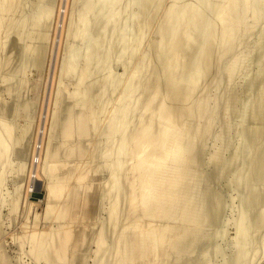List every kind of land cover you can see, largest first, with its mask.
Instances as JSON below:
<instances>
[{
  "label": "bare ground",
  "instance_id": "6f19581e",
  "mask_svg": "<svg viewBox=\"0 0 264 264\" xmlns=\"http://www.w3.org/2000/svg\"><path fill=\"white\" fill-rule=\"evenodd\" d=\"M21 1L22 0H20L19 3L17 2V5L23 6L22 5L23 1L20 4ZM31 1L32 2L35 1L34 3H38V4L40 2L41 3L43 2L42 5L41 4L40 5L41 7H43V4H44V7H43V11H41L40 9L41 13L39 15V19L36 20V22L35 20H33L32 22V18H31L30 24L33 23L32 26L34 24L38 25V21H40L41 19L46 21V24L48 23V21L51 22L52 16L54 18V16L56 15V14L53 15V12H54V9H56L57 4L59 3L58 0H30V2ZM119 1L120 0H96V2H93L92 0L91 1L89 0L88 1L69 0L68 3L66 4V7H68V10H66V12L67 11L69 12V9L71 10L69 13L72 17L71 19H74L73 16H75V15L72 16V14L73 13L75 14L77 12L78 20H73V24L75 26L76 24L74 23V21L79 22L80 37H82L81 35H83L84 36L83 38H85L86 40V43L84 42L86 47L82 46V48H85L83 50L84 53L81 50V47H80L81 44H79L80 46L78 45V43L80 42L79 41L74 42L78 45L81 52L83 53L81 57L79 55L80 58L76 55L77 58H79V61L82 60L81 65L78 66L80 62L79 63L76 62L78 64L77 65L71 61L70 64L67 63L68 70L66 69L67 72L72 71V70L74 71L76 69V70H79V73H80V76L78 75V71L75 73L79 76V82L77 80L76 84L78 83L81 87L79 91L77 92L75 91L74 93L75 97L73 96L76 100L75 101L76 106L80 108L76 112L75 115L79 116L80 117L79 120L81 122L85 121L86 124H89V121H91L90 123L91 128L89 127V129H91L90 132L91 131L97 132V134H95V137L97 136L99 139L98 135H100L101 139L95 142V138L93 137L95 143H92L93 139L92 140H90L89 138L87 139V140H90V143L92 144L91 147H93V149L90 147L89 145L90 143L85 146L86 141L83 140V142L84 141L85 142L80 143V146L83 147L81 152H79L80 154L79 153L77 154L75 152H70V150L68 151L62 150L60 152L58 148L69 145L71 142L70 139H66L65 141H63L62 144L59 143V145H54V146L52 145L53 147L49 148L48 151H47V148H45L44 152L41 154L39 152V154L41 155L40 156L41 159L39 157V160H41L42 163L40 164L39 163L40 161H39L38 164L36 163L37 164L36 166H39V165L43 166L42 167L43 173L47 175V178H46L47 180L41 179L43 176L42 174L40 175L41 178L36 177L38 172L36 173V175L33 176L31 172L33 169H31L30 171L31 174H29V176L31 175L33 177H31L29 184L27 183L28 185H27V188L25 189L26 191H24L23 183L27 181L26 177H28V172H29V169H27L29 166L28 161L30 160V156H32L31 154L32 150H34V145H35L34 140L36 141V138H35L36 133H34V136L31 135L32 136L31 141L30 142L28 141L27 145L25 144L24 146H21L20 144L21 148H19L18 150H15V157L20 160V161L19 160L17 161V164H16L17 168L14 169V171L15 170L18 171L17 172L18 178H16L18 179V181L13 179L14 177L12 178V180H15L17 182L14 183L15 193L14 195H11L12 202L11 204L9 203L12 206V209H14V211L16 210L17 207L19 208V204L23 205L25 208L24 210L26 211V207L31 208V206L34 207L38 205V203L30 200L29 198V196L31 195L30 193L43 190L45 191V200H46V213H45V210H44V213L47 217H49V219L52 220L51 214L52 212H54V209H57L56 207L52 210V206H53L52 204L54 202V198L61 199V196H63L62 194L64 193V191L66 194V187H69L68 186L69 184L67 185L64 182L56 183V184L53 183L52 178L53 179L55 178L54 174H55L56 169H58L56 165L57 163H54V159L58 155H61L62 153H64L66 156H72V155L84 156L86 153H89L88 154L89 158L91 157L94 161H98L97 163L98 164L97 166L99 168L98 172H100L101 168L103 170V173H104V170L105 171L107 170V172L109 173L108 174L109 177L108 179H106L107 181H106V185L103 186L104 188L103 189L101 188L102 189L101 192H98L99 190L96 189L95 183H94V188L97 190V192L95 194L92 192L93 194L90 195L91 192L87 191L86 194L90 193L88 194L89 198L88 199L85 198L86 200H84L83 199L84 196L82 197V199L87 202L86 209L84 210L82 216L79 214H78L79 216L75 214L74 221L75 223L76 222L82 223L81 224V227H82L88 222L92 223V220L94 218L97 219L96 218L97 215L99 218V215H101V212L105 211L106 215H105V218H103V222L104 221L105 222L102 223V226L99 231L95 228V230H97L98 232L96 231L93 232L92 227L90 226L91 229L89 228L90 229L89 233L81 232V230H78L80 232L79 233L76 232L77 234L73 236V234L70 233V229L69 230L67 229L66 224H65L66 226V229H65V226H63L64 225L63 221H62L63 223L59 222L60 224H58L56 228L50 227L47 231L32 230L37 225V223L34 221L35 226L32 225L34 226L31 229L32 231H29V233H25V239L23 240L22 243H20L19 249H22L21 253L25 252V254L23 253L25 256L27 255L26 252L32 254L34 258H36L35 261L37 264L38 263L39 264H86L87 257L84 255V252L90 249L89 248L90 246H91V249L89 250V252H93V255L91 256V260L93 259L92 260L93 264H248L250 262L249 255H251L250 253L251 249L254 250L253 252H255V247L257 246V244H258V247H260L259 248L260 250H258V252L261 251V249H264V239H262L263 241L261 240V242H259L260 240L259 238L261 236H259L258 241L256 240L257 237L254 238V236L257 233L260 232V235H261V232L263 233L264 231V60H263L264 46L263 48H261V50L263 51L258 53L257 54L258 56L256 55L257 56L256 60L254 58L253 62L255 61V63H252L254 64L253 68L255 66L257 67L256 68L257 76H255L256 80L254 79L255 77L253 76L254 73L252 74V71H251V74L253 77L250 76L249 73L248 74L251 77V80L254 79L255 81L253 80L250 83L247 82L246 86L245 84L242 85L241 83L240 89H241V86L242 87L244 86L243 89L241 90L236 89L230 92L231 90L230 87H233V83L231 86H229V84L231 81L233 82V78H231V75L234 70L233 64L236 60L234 54L237 55L235 51H233L234 44L235 42L236 43L238 42L236 40H240L239 37L240 38L243 37L242 39H244L245 38L244 36L246 35L245 34L246 25L244 26L242 15L248 9H252V15L255 18H258L261 15H264V0H169L168 3L166 2V4L164 3V0H129V2L125 0L127 4L125 3L124 6H126L128 10H136L135 13H133L132 15L135 16L134 17L135 19L137 17L138 18L140 17V19L137 18V20L133 21L132 26L133 24L134 26L128 31L130 32L129 33L130 36L125 39L123 37L122 41L120 40L121 44H119V46L122 49L121 51H123V53H121V55L123 54L122 57H124V52H125L126 54H128L127 58L129 61L130 58L133 59V55L137 54L138 52L140 53V51H141L140 54L142 56L143 52H142V48L140 50L139 43L142 39H144L143 35H146L144 34L145 32L143 30L145 29V31H148V30L151 31V37H149V40L150 38L151 40L150 42L147 40L149 45L148 47L146 46L147 51L146 50L144 51L146 53V56L145 55L142 56L143 58L146 57L147 59V61L145 60L144 65L142 62V67L143 69H145V75L143 74L144 75L143 78L140 80L141 78L140 77L138 81L139 70H137V80L136 79L134 80V78H136L135 77L136 74H133L134 71L131 70L130 72L132 73V75H131L129 84L128 83L124 84V81L122 83V78L124 79L126 77V76L124 77L123 75L121 76L122 72L120 73L119 76L117 74L118 77L111 76V73L109 74V76L105 77L106 73L109 71H106L105 75L103 73V76L105 78L103 77L99 78L97 77L98 74L96 75V72L98 70L97 68L102 69L103 65L104 66L106 65L104 64V62H106V60L109 58L108 53H110V52H107V53L105 52L108 41L107 39H105L106 34H102V28H104V21L107 24L105 19L107 17L106 15L108 14V17H109L108 23L109 21L113 22V20L116 22L115 19L117 17V14L114 8L119 3ZM24 2L26 3V1ZM11 4L12 3H10V0L0 1V10H3L4 12L5 11L9 12L8 9L10 8ZM121 5H122V1H121ZM121 5L119 4L120 9H121ZM29 6H30V3H29ZM23 7L25 8V10L27 9L26 4H24ZM14 8L17 9L16 6L13 8L11 6V9L13 11H15ZM24 8H23V11H24ZM19 9H22V8H18V11L16 10L18 14L20 13ZM36 9H38L39 11L38 5L36 8H34V10ZM57 9L55 11H57ZM123 9L124 8L122 7V11ZM29 10H31V8ZM29 10L27 9V11ZM125 12H127L126 9L124 10V13ZM11 13L9 14L11 15V17H13L14 15H12ZM17 13L15 12V14ZM0 14H1V11H0ZM23 14L20 13L21 16H23ZM31 14L33 15L32 11H31ZM64 14H66L65 11H64ZM29 15L30 14H28V16ZM30 16L28 17V19L30 18ZM0 17L3 19L4 16L2 17V14H1ZM23 17L19 19L20 23H23L22 22ZM25 17H26V14H25ZM32 17L34 19H37L34 16ZM55 18L52 19L53 22ZM263 18L264 16L262 17V19ZM28 19L25 18L24 23H26ZM68 19H69V15H68ZM120 19H118L119 22H121ZM8 20L10 21L11 19H8ZM67 20H64V21L66 22ZM125 20L126 19H124V21ZM14 22H15V18H14ZM40 22H43V21H40ZM11 23H13V21H11ZM11 23L9 27H11ZM66 23H69V21ZM2 24H4V22ZM30 24H29V27H30ZM117 24L118 22L116 23V25ZM44 25H45V22H44ZM23 28L25 29V27ZM48 28L49 27L46 28L47 31H49ZM77 28L75 27V29ZM120 28H118L117 26V31ZM122 28L126 32L128 25L125 28L124 26H122ZM247 28H248L247 30L249 31V27ZM30 29H31L30 32L36 30L35 31L36 34L34 37H33L34 33L32 32L33 38L31 37L30 39L31 41L34 38H36L34 39V41L37 43L38 41L37 38H38L40 39L39 40V43H40L41 40L48 39L47 41L48 43H50L49 38H48L50 36V32L49 34H46L47 31L45 30L46 32L44 31V33L40 32L38 34V31H39L38 29L40 28L37 27V29L34 28V30H32V28ZM66 29L69 30L68 27ZM123 29L122 30L120 29V31H122V34H123ZM243 29H245L244 34L243 32H241V30L243 31ZM71 30H72V26H71ZM115 30H112V33ZM251 30L253 32L252 27L250 28V31ZM18 31H20V27ZM21 31L23 32V30ZM120 31H119V35L117 34L118 37H121ZM239 31L244 36L239 35L238 37L237 35ZM257 31L258 30L256 29V31L254 32V36L255 35L257 36V34H259L257 33ZM263 31H264V28H263ZM22 32H21V35H22ZM69 33L71 35L70 31ZM115 33L117 32L115 31ZM262 33L260 34V37L262 38L263 36L264 38V35H263L264 33L263 34ZM29 34H25L26 37ZM108 34L111 35L110 31L108 32ZM147 35L149 36V34ZM251 35H253V33L252 34L250 33L249 36ZM5 36H8V35H5ZM5 36H4V39H6ZM17 36H19V34ZM17 36L15 35L16 38H18ZM29 36H31V34ZM67 36H69V34L66 35V39H67ZM247 36L248 35H246V37ZM22 37L21 39L20 37L18 39L22 40ZM26 37H25V40H26ZM237 37L238 39H236ZM253 37L251 36V39ZM12 38L13 37L11 36L10 38L11 41H8V43L9 42L12 43ZM70 38L74 39L73 36H70ZM113 38L115 37L113 36ZM246 39L248 41L250 38H246ZM257 39H260V38H258V36L256 40H254L253 38V44L251 43L249 44V46L255 45L254 41H256L257 43L258 42ZM30 40H28L29 45L27 44L26 46V49L28 50V55L23 50V53H25L24 55H27V58H25L26 64L29 63L30 65L35 66L34 68H38V69H43L47 67L45 66V62L46 61L47 63L50 62L46 60V58H48L47 53L50 52L51 54V51H49L48 49V52H47L48 46L46 47V44L47 45H50V44L43 41L42 43L45 42V44L38 43V45L36 44L37 46L35 45L33 46V43H32V45L30 46L31 44ZM103 40L104 42H107L105 44L104 50H103V47H101ZM69 41L73 42V40H69ZM80 41H81V38H80ZM243 41L244 40H242V42ZM0 42L2 44L3 42L2 37H1ZM13 42H16V41H13ZM117 42H118V39H117ZM144 42L146 43V41ZM248 42L250 43V41ZM84 43L82 42L83 45ZM110 43L111 42H109V44ZM239 43L238 45L237 44L235 45L239 47L241 45ZM259 43H261V40L259 41ZM259 43L257 44L259 47H262V45H264V43L263 44L261 43L262 45L260 46ZM16 44H12L10 47V50L11 51L15 50L13 58H14V61L16 60L17 62L18 60L17 55L19 54L21 56V53L18 52V49L19 51L20 50L22 51V46L20 45V43L19 44L16 43ZM244 44L242 43L243 46H246V44L245 45ZM18 45H20L21 48H18ZM24 45H23V48H24ZM62 45L61 47H64ZM67 45L66 47H69L71 44L69 45L67 43ZM110 45H111V48L110 46L109 48L111 51L112 47L115 45L114 44L113 46L112 44ZM236 46H235V50L236 52H239L238 50L240 49L238 47L237 49ZM253 48H254V50H252L253 52H255L256 50L258 51V47L254 46ZM115 49L118 50L119 47L118 48L115 47ZM5 50L6 48L3 49V53L5 52ZM243 50L245 51V48ZM246 51H248L247 54L249 56L250 48L247 49ZM111 52H114L113 49ZM76 53L79 54V52L77 51ZM126 54H125V58H126ZM2 55L0 58H3ZM71 55L72 53L70 52V58H71ZM141 56H139V58H142ZM64 57H63L64 59L62 60L66 59V56ZM114 57L117 58V56H114ZM239 57L241 58V60H238V59L237 60L239 62L242 61L244 63L243 66L244 65L246 66L247 60L249 59H247L246 57V60L244 58L242 60L243 55L242 57L239 55ZM125 58L124 60L123 59L122 60L125 61ZM25 59L22 60L23 63L25 62ZM112 59L113 58H111V60ZM118 59L121 60V58L119 57ZM132 59L129 63L132 62ZM136 59H137V56H136ZM252 59L253 57L251 58V60ZM122 60L120 62L121 65H122ZM225 61L226 63H223ZM115 62H116V59H115ZM126 62L127 60L123 62V64L128 65V62L127 63ZM137 62L140 63L139 60L136 61V64H138ZM112 63L114 62L112 61ZM112 63H111V68H112ZM63 64H62V68H63ZM134 64L135 63L133 62V65ZM235 64L237 65L236 62ZM237 66L235 67H237V72H238V68H239V71L241 69L239 67V64ZM243 66H241V68ZM129 67H132V65L131 66L129 65ZM247 67L250 69L249 65ZM248 68H246V71L248 70ZM11 69H13V71L17 70L16 65L12 66ZM125 69L123 65V71ZM133 69L135 70V73H136V68H133ZM138 69H139V66H138ZM143 69H141L142 73H143ZM0 70H1V67H0ZM242 70L244 72V67L242 68ZM11 71L12 70H10V72ZM43 71L44 70H42V72ZM235 71L236 69L234 70V72ZM100 72L102 73V71ZM69 74L71 75L72 73L69 72ZM220 74H225L231 78V79L229 78L230 82L228 85H226L227 87L224 84L225 82L228 83L227 76H226L227 79L224 77L221 78ZM248 74L246 73V77ZM22 75H23V71H22ZM22 75H21V78H22ZM124 75H125V72H124ZM218 75H220L219 81H220V78H221V81H220L221 83L224 81L222 86L223 87L225 86V91H226V88H227V91L229 89V94L227 96L224 95L226 97L223 99L224 96L222 97L221 95L222 93H224L223 92L224 89L223 87L219 89L221 84L219 88L215 89L219 85V81L216 80L215 82L216 87L214 86L213 89H215V93L216 91L218 93V90L223 89L222 92L220 91L221 94L219 96L220 97L219 100H221V97L223 100H221V102H218V98H217V101L215 100L216 103L213 102L212 104L211 102L210 104L209 99L211 98L210 97L211 91H213V90L210 91V88H212V86L210 87V85L215 81L214 79L216 78L218 79ZM243 75L245 76V74ZM44 76H46V73ZM77 77L76 79H78ZM128 77L126 78L127 80H128ZM15 80L16 79H14L12 82V79H11V83L14 84ZM8 82H9V79H8ZM13 84L11 85L12 87H13ZM76 84H73V85H76ZM235 85H237L236 82H235ZM1 88L3 89V86H1ZM18 88L20 87L18 86ZM78 88L79 87H77V90ZM112 88H114L115 91L120 88L119 93L118 94L115 93L117 95H114V92L112 91H111L112 93L110 94V97L111 95L116 96V98L118 97L117 98L118 104H115V97H114V104L116 107L117 105L119 106L117 108L115 107L116 108L115 111H111L113 113L114 112L117 113V116L114 115L115 118L111 117V119L109 118L110 120H108V118L106 119L105 116L103 119H99L97 117L100 116L101 112L99 114L98 108L100 104L102 107V99H104L105 97L103 96V94L109 89L112 90ZM136 91H138L136 93V95L138 96L135 102L133 98V101L131 100L130 102L132 103L134 102V103L129 104L128 102L129 98L131 99L132 95L134 96ZM209 92H210V95H209ZM225 93L227 94V92ZM251 93L254 94L255 98L254 97L252 98H254L255 101L253 100V104L250 105L251 104L250 103L249 107H245V105L246 106L248 105V103L246 104V102L248 100L249 101L251 100L250 95H248ZM72 95H73V92H72ZM214 95H213V98L216 99V95L215 97ZM246 95H248V98L250 99H247V101L245 99L246 102L244 103L243 101L244 106L241 107L242 99L244 100L243 97L244 96L246 97ZM107 97H109V95H107ZM217 97H218V94H217ZM213 98H211L212 101H214ZM0 100H1V96H0ZM110 100H113L112 97ZM55 102L57 103V101ZM106 102L108 105L109 104L108 101ZM103 103H105V101ZM7 104L5 105L0 104V168L1 169L3 168L2 167L3 164H7L5 163L7 161V159L5 158L7 156V152L11 151L12 145L11 147L10 145L8 147L9 141H7L8 136H10L9 131L12 129V128L10 129L11 123L9 122V119H11V116H15V114L12 115L14 112L12 109V105H9V103ZM131 104L134 107V108L132 107V110L135 109L136 114L134 115V112L130 110L134 116L132 120H129L130 118L128 119L127 114L129 110V105ZM105 105L106 104H104V110L106 108ZM20 107L24 111L27 110V105H25L24 103L23 104L21 103ZM68 107L69 105H66V111L68 110ZM110 107L112 109L111 104H110ZM115 108L113 107V109ZM47 112H48V115L46 113V116H47L46 121L48 120L49 131H48V135L47 134L46 135L44 134V135L47 138V142H50V139L52 137L51 130H53V126L55 123L54 119H56V115L55 114L51 115L49 113V110ZM108 112H110V109L108 110ZM97 113L99 114V116H96ZM106 113H107V110L105 114ZM49 114L51 116V119H50ZM234 114L238 115L237 117L241 119L240 123L242 124L241 125L242 127L235 123V121L237 120H234V118L232 117L234 116ZM226 115L231 116L233 118V121H234L233 124H236V126L238 125L239 127H241V128L239 127L238 128L241 129L239 133H240V138L242 142L238 144V148H236L237 146L235 145L232 146V141H231L234 135H237L236 129H235L236 126L234 127L235 131L233 134V131H232L233 127L231 129L232 122L231 123L228 122V119H226L227 118ZM63 116H65V114ZM7 117L8 118L10 117V118L8 119ZM102 117H103V114L101 118ZM237 117L235 119H237ZM232 118L230 119L229 117L230 120H232ZM101 120H105V121L107 120L108 122L106 121L104 123V122H101ZM14 124L17 126L18 123H14ZM22 124H23V121H22ZM82 124L83 126H85L84 123ZM217 124L220 125V128L218 127L219 125L217 126ZM26 126L27 124L25 125V123H24V126L22 125V132L17 135L18 137H16L17 139V141L15 140L16 142L24 141L22 139H23L25 130L27 128ZM32 126L30 127V125L28 124L27 131L29 128H30L29 130H31ZM215 126L218 129H220V132L219 130L215 128ZM17 128L14 127L16 132H18ZM213 128H215L219 133L217 132L213 133L212 132L214 131ZM19 129H20L19 131H21V128ZM82 129L80 130L81 131L86 130L85 128H82ZM5 131H6V135L4 133ZM32 131L33 130H31V132ZM72 131L73 129L70 130L69 134H71ZM211 132L213 135L212 138L216 137V142L213 139L214 143L217 144L218 142L217 140H222L221 142L222 144H220L219 142L220 144V146L218 145L219 148L215 149V147L213 148L214 143L210 141V144H208L209 146H206V147L208 148V147H211L210 145H212V148H209V149H212V150L215 149V150L214 152L209 153L210 150L208 151L206 149V147L204 146L205 145L204 141L206 137L209 138L211 136ZM12 133H13V130H12ZM237 133H238V129H237ZM232 134H233V137L231 138ZM27 135L24 136L25 137L24 139H26ZM14 136L16 135H13V137ZM118 136H119L118 141L119 140L120 141H119V144H116L117 146H115L113 139H115V137L118 138ZM45 137L43 138L41 137L42 143ZM27 140L28 139H26V142ZM115 143H117V141ZM236 143H239V142H236ZM17 144H15V146ZM30 144H31V148H30ZM233 144H235V142ZM214 146L216 145L214 144ZM89 148H91L92 152H89ZM15 149H17V147ZM227 152L229 153L227 154ZM37 154L38 153L34 154L33 156H37ZM236 156H240L241 158H243V162L239 161V157H237L238 158L237 160ZM24 160H27V161L24 162ZM236 160L239 162V164L238 162H236ZM32 162L33 161H31L30 163ZM89 162L90 160H88V163ZM11 164L12 163H10V166L8 165L7 168H10L11 166H12L11 168H13V166H15V164L14 165L13 164L11 165ZM34 164L35 162H33L32 166H34ZM90 165H93V164H90ZM83 166L84 164L81 165V170ZM95 166H96V162H95ZM67 167L65 166L66 169ZM76 167L78 168L77 165ZM37 169L39 170V168ZM63 169L64 167L62 166V170ZM6 170L8 172V169L4 167V172H6ZM11 171H13V169ZM61 171H59V173H62V174H59L57 172L56 175L59 174L60 176H63L64 174ZM73 171H74V168L72 170V173ZM3 173L0 171V195H2L1 193L4 188L1 186V184L2 182H6L5 179H7L5 175V179H4L5 181L3 180L4 178ZM101 174H102V171H101ZM11 175L9 176L10 179L12 177ZM78 176H80V174ZM88 176L91 177V174ZM92 176H94V179L95 178L97 179L99 175L95 177V175L92 174ZM106 176L107 175L105 174V178H107ZM43 177H46V176H43ZM81 177H78V179L80 180ZM73 179L75 180V175L73 176ZM102 179L100 177V180ZM88 180L89 181L87 182L89 183L90 179L88 178ZM28 181H29V177H28ZM96 181L97 180L95 181L93 180V182H96ZM100 182L102 184V181ZM100 182H96V183L99 184ZM103 184L105 183L103 182ZM3 185H6V183H4ZM85 186L86 185H84V187ZM6 188L7 187H5V190ZM232 190L233 192L236 191L239 195V204H240L239 206L241 210L239 212L237 210L239 214L237 218L234 219L233 221L234 222L233 224L235 225V229H236V235L235 237L234 236L232 237L234 239H232L231 242L228 241L227 246L224 243V246L227 247V249H230L228 250L229 251L228 252L227 249L223 245L220 244V238L222 237L224 238V236L226 238L228 235V234L226 235L225 228H224L225 226L224 217L227 216V214L225 215L226 208H228L227 199L228 200L230 199L231 202L234 201V199L229 198V195L227 196V193L229 192V194H231L230 191ZM7 191L8 190L4 192H7ZM79 192H82V191L80 190ZM69 195L74 197V199L76 200L77 196L75 197L72 191H71V194ZM10 197L8 196V198ZM235 197L236 196H233V198ZM67 200L68 198L66 199V202H64V204L60 206V208L58 207V210H59L58 217L56 214H54L56 215V221L57 219L61 221L59 217L65 220V217L68 215V211L69 209H71L69 207H72L70 204H72L73 200L70 201L69 199L70 202ZM77 200H79V198H77ZM56 201L57 199L55 200V202ZM39 202H41V200ZM76 204L78 203L76 202ZM10 205H9V208H10ZM231 205H229V209H230V206L233 208V203ZM234 206L236 207V205ZM18 208H17V211H15L16 213H18V211L21 210V209L18 210ZM238 208L239 207H237V209ZM9 210H7L9 211V213L11 212V214H14V212L12 213L13 210L11 209ZM1 211L2 210H0V217L5 212L4 211L3 213H1ZM24 214H27V212ZM230 214L229 216L232 218L231 215L233 214L231 215ZM21 216L23 217V213ZM16 217L18 216L16 215ZM38 218L36 216L35 219L38 220ZM45 219H44L45 221H49L47 218ZM0 220H2V218H0ZM24 221H25V218L23 219V222ZM45 221H43V223ZM53 222L55 223V221ZM14 223H17V224H14ZM50 223L52 222L50 221ZM94 223H96V221ZM98 223H100V221L99 222L97 221V223L94 226L98 227L97 225ZM13 224L17 226L18 221L16 222L15 220ZM20 226L18 225V227ZM69 226H71V224ZM86 226L87 224L84 227L86 228ZM23 227L25 230V225ZM26 227H29V224ZM78 227L77 229H79ZM81 227L80 229L84 231L85 229L83 230V228ZM88 227L86 228L87 229L86 231L89 230ZM228 227L230 228V226ZM37 229H38V225H37ZM230 231L231 230H229V232ZM17 234L19 233L14 234L16 235L15 236L16 239H18L17 237H19V235ZM229 235H231V233ZM262 235L264 236V234ZM12 236L13 235H11V238ZM0 238H1V229H0ZM5 238L6 236L4 237V239ZM16 239L14 240V242L17 241ZM4 241H2V244ZM19 241L21 242V236H20ZM2 244L0 246V264H14L13 261L11 260L12 258L8 256V253L5 251ZM67 245L70 247L69 252L67 251L68 249ZM24 246H26L27 251L24 250L23 248ZM93 246L95 247V250L92 251ZM253 255L255 256V254ZM260 262H262V259H260ZM260 262H257L256 264L258 263L260 264Z\"/></svg>",
  "mask_w": 264,
  "mask_h": 264
},
{
  "label": "rangeland",
  "instance_id": "374dc122",
  "mask_svg": "<svg viewBox=\"0 0 264 264\" xmlns=\"http://www.w3.org/2000/svg\"><path fill=\"white\" fill-rule=\"evenodd\" d=\"M0 1H2V0H0ZM14 1V2H13ZM19 1L20 0H10V3H12L11 5H10V8L8 9V11L9 12H4L3 10H0L1 11V14H2V17H3V19L0 17V19H1V21H0V29H1V31H0V35H1V37H2V44H1V42H0V57H1V55H2V57L3 58H0V67H1V70H0V83H1V85H0V88H1V86H3V89L1 88L0 89V96H1V100H0V104H3V105H5V104H7V103H9V105H12V109H13V114L12 115H14L15 114V116H11V119H12V121H11V119H9L8 117V119H9V122L11 123V126H10V136H8V138H7V141H9V143H8V147H9V145H10V147H11V145H12V147H11V151L10 152H7V156H9V157H7L6 156V154H5V158L7 159V161L5 162V163H7V164H3V168L0 170L2 173L4 172V167H6V169H8V172H7V170H6V172H4L3 174H4V178H3V180L5 179V175H6V177H7V179H5L6 180V182H2V184H1V186L2 187H4L3 188V190H2V195H0V210H2L1 211V213H3L4 211V213L1 215V217L0 218H2V220H0V229H1V238H0V246H1V244H2V241H4L5 242V244H4V242H3V244H2V246H3V248L5 249V251L8 253V256L10 257V258H12L11 260L13 261V263L14 264H22V262H23V264H37L36 263V261H35V259L36 258H34V256L32 255V254H30V253H27L26 252V256L24 255L25 254V252H22L21 253V250L22 249H19L20 248V243H22L23 242V240L25 239V233H29V231H32V230H37V231H42V230H45V231H47L50 227L51 228H56L57 227V225L58 224H60V223H63L64 225L63 226H65V224H66V226H67V229L69 230L70 229V233L71 234H73V236L75 235V234H77V233H79L80 231H78V230H81V232H86V233H89L90 232V226L92 227V230H93V232H98L99 230H100V228H101V226H102V223H104L103 222V218H105V215H106V213H105V211H103V212H101V215H99V218H100V220H99V218H98V215L96 216V218L97 219H93L92 220V223L91 222H88V223H86L87 224V226H86V228L88 227V225H89V227H88V231H86L87 229L84 227V226H82L81 227V224L82 223H78V222H76L75 223V221H74V215L76 214V215H83V212H84V210L86 209V201H84V200H86L85 198H89V196H88V194H90V193H88V194H86L87 193V191L88 192H91V194L90 195H92L93 193L95 194L96 192H97V190H99L98 192H101V190L104 188L103 186H105L106 185V179H108V172H107V170L105 171L104 170V173H103V170H102V168H101V170H100V172H98L99 170V168H98V161H94L91 157V159L89 158V153H86L84 156H82V155H72V156H66L64 153H62L61 155H58L55 159H54V163H57L56 165H57V167H58V169H59V171H61L62 170V166L64 167V169L63 170H65L66 168H65V166L67 167V165H68V167H67V169L65 170V171H61V172H63V176H60L59 174H62V173H59V171H58V169H56V171H55V178L53 179L52 178V181H53V183L54 184H56V183H66L69 187H66V194H65V191H64V193L62 194L63 196H61V199L60 198H54V202H55V200L57 199V201L54 203L53 202V206H52V210L54 209V208H56L57 207V209H54V212H52V214H51V218H52V220L51 219H49V217H47L46 215H45V213H46V200H45V191H43V190H39V191H35V192H32V193H30L31 195L29 196V198H30V200H32L33 202H36V203H38V205L37 206H34V207H32L31 206V208H29V207H26V211L24 210L25 208H24V206L23 205H21V204H19V208H18V210H20V211H18V213H16L15 211H17V208H16V210L14 211V209H12V206L10 205L11 204V202H12V196L11 195H14V193H15V191H14V183H16L17 181H18V179H16V178H18L17 176H18V171L17 170H15L14 171V169H16L17 168V161L19 160V159H17L16 157H15V150H18L19 148H21L20 147V144H21V146H24L25 144L27 145V143H28V141L30 142L31 141V138H32V136H34V133H36L35 134V138H36V141L34 140V143H35V145L34 144H32V145H34V150H32V156H30V160L28 161V168L27 169H29V172H28V177H29V181H28V177H26V180L28 181H26V182H24L23 184H24V191H26L25 189L27 188V185L29 184V182H30V180H31V177H33L34 175H36V173H37V175H36V177H40L41 178V174L43 175V176H46V177H43L42 176V180L43 179H46L47 178V175L45 174V173H43V166H41V165H39V166H36L37 164H38V162L41 164L42 163V161L41 160H39V157L41 156L40 154L41 153H43L44 152V150H45V148H47V151H48V149L49 148H52L54 145H59V143L60 144H62L63 143V141H65L66 139H70L71 140V142H70V144L69 145H67V146H62V147H59L58 149L60 150V152L63 150V151H68V150H70V152H75V153H79V152H81V150L83 149V147H81L80 146V143L82 142V143H84L85 141V146L86 145H88L89 143H90V140H92L93 142L92 143H95L96 141H99V139H101V136L100 135H98L99 136V139H98V137L96 136L95 137V134H97V132H90V130L91 129H89V127L91 126V121H89V124H86V122L85 121H83V122H81L79 119H80V117L79 116H77V115H75L76 114V112L80 109L79 107H77L76 106V104H75V96H74V93H75V91L77 92V91H79L80 90V85L77 83L76 84V82H77V80H78V82H79V76H80V73H79V70H72V71H66V69H67V63H71V61L72 62H74V64H77V63H79V65L78 66H80L81 65V62H82V60H80L79 61V58L83 55V53H84V49L85 48H82V46L83 47H86V45H85V43H86V40H85V38H83L84 36L83 35H81L82 37H80V33H79V22H75L74 21V23L78 26V28H77V26L75 25L74 26V24H73V20H78V14H77V12L74 14H72V16L73 15H75V16H73L74 17V19H71L72 17H71V15L69 14L70 13V9H69V12L67 11L66 12V10H68V7H66V4L68 3V1L69 0H58V4H57V7H56V9H57V11H55L56 9H54V12H53V15H55L54 16V18H55V20H54V22H53V20L52 19H54L53 18V16H52V19H51V22L50 21H48V23L46 24V21H44L43 19H41L40 21H43V22H40V21H38V25H37V27L38 28H40V29H38L39 31H38V34L40 33V32H43L44 33V31L46 30L47 31V27H49L48 28V30L49 31H47V33L46 34H49V32H50V36L48 37L49 38V42L50 43H48V39H45V40H41V42L39 43V40L40 39H38L37 38V43L34 41V39H36V38H34L32 41L30 40L31 39V37H32V32L34 33V35H33V37L35 36V34H36V30H34V28L35 29H37V27H36V25L34 24L33 26H32V24H30L31 23V18H32V22H33V20H35V22H36V20H38L39 19V15H40V13H41V11H43V7H44V4H43V7H41V5H42V3L40 2L39 4L38 3H34V2H30V0H22L23 1V3H22V1L20 2V4L22 3V5L24 6V4H26L27 5V9L29 10L30 8H31V10H29V11H27V9L25 10V8L23 7V6H20V5H17V2L19 3ZM24 1H26V3L24 2ZM72 1V0H71ZM84 1V0H83ZM85 1H88V0H85ZM89 1H91V0H89ZM93 2H96V0H92ZM121 1H122V5H121ZM126 1H128L129 2V0H126ZM125 0H120L119 1V3L116 5V7L114 8L115 10H116V14H117V17H118V19H120V17H121V19L124 21V19H126L125 21H124V23H123V21L120 19V21L121 22H119L118 21V19H117V17H116V22L113 20V22L111 21H109V23H108V14L105 16L106 17V22H107V24L105 23V21H104V28H102V34H106V37H105V35H104V37H105V39H107V41H108V43L107 42H104V40L102 41L103 43H102V46L101 47H103V50L105 49V44L107 43V46H106V53L107 52H110V53H108V55H109V58L106 60V62H104V64H108L107 65V67H106V65L104 66L103 65V67H102V69L101 68H97L98 70H97V72H96V75H97V77H99V78H105L106 76H109V74L111 73V76H115V77H118L119 75H120V73H121V76L123 75L125 78L123 79L122 78V83H123V81H124V84H126V83H128L129 84V81H130V79H131V75H132V73L130 72L131 70L132 71H134V73L133 74H136L135 75V77L136 78H134V80L136 79L137 80V70H139V72H138V81H139V78H140V80L143 78V76L145 75V69H143V67H142V62H143V65L145 64V60L147 61V59H146V57H142L143 55H145L146 56V53L144 52L147 48H146V46L148 47V45H149V43H148V41L150 42V40H151V38H150V40H149V37H151V31H145V29L143 30L145 33L144 34H146V35H143V37H144V39H142L141 41H140V45H139V47H140V50H141V48H142V56H141V51H140V53L138 52L137 54H135V55H133V59L132 58H130L129 59V61H128V54H126L125 52H124V57H122L123 56V54L121 55V53H123V51H121L122 49H121V47L119 46V44H121V41H122V38L124 37V39L125 38H128L130 35H129V33L130 32H128L133 26H134V24H133V26H132V23H133V21H135V20H137V18L135 19L134 17L135 16H133L132 14L133 13H135V11L136 10H128L127 8H126V6H124L125 5V3L127 4V2H126ZM168 1L169 0H164V3L166 4V2L168 3ZM16 2V3H15ZM27 2H28V4H27ZM29 3H30V6H29ZM33 5H32V4ZM124 3V4H123ZM16 4V5H15ZM41 4V5H40ZM119 4L121 5V9H120V6H119ZM13 5H15L16 7H17V9L16 8H14V10L15 11H13L12 9H11V6H12V8L13 7H15V6H13ZM37 5H38V8H39V11H38V9H36V10H34V8H36L37 7ZM28 6H29V8H28ZM32 6V7H31ZM122 7L124 8L123 9V11H122ZM18 8H22V9H19V12L21 13V14H23V12H24V14H23V16L25 17V14H26V19H28V17L30 16V15H32L31 14V11L33 12V15L32 16H34V17H36L37 19H34L32 16H30V18L27 20V24L26 23H24V20H25V18L23 17V16H21L20 15V13L18 14L17 13V11H18ZM23 8H24V11H23ZM117 8V9H116ZM11 9V10H10ZM40 9H41V11H40ZM126 9V11L127 12H125L124 13V10ZM17 10V11H16ZM21 10V11H20ZM2 11H3V13H2ZM13 11V12H12ZM25 11H26V13H25ZM64 11H65V13L67 14V16H66V14H64ZM12 12V13H11ZM15 12L17 13V14H15ZM28 12V13H27ZM39 12V13H38ZM118 12V13H117ZM122 14H121V13ZM130 12H131V14H130ZM9 13H11L12 15H14L13 17H11V15L9 14ZM1 14H0V16H1ZM4 14H6V15H4ZM28 14H30L29 16H28ZM36 14H37V16H36ZM63 14H64V16H63ZM77 14V15H76ZM15 15H16V17H15ZM17 15H19V16H17ZM68 15H69V19H68ZM133 17H132V16ZM66 16V17H65ZM264 15H261L260 17H258V18H255V17H253V15H252V9H248L247 11H245L244 13H243V15H242V18H243V23H244V26L246 27V30L245 29H243V31L241 30V32H243V34H244V30H245V34L246 35H248L247 37H246V35L244 36V35H242V33L239 31V33H238V37H239V35H242V36H244L245 38L244 39H242V38H240L239 37V39L240 40H236V39H238V37L235 39L236 41H238L237 43L235 42V44H237L238 45V43H239V41H240V43L239 44H241L239 47L238 46H236L235 44H234V50L233 51H235V53L237 54V55H235L234 54V56H235V62L237 63V65L239 64V67H240V71H239V68H238V72H237V65L235 64V62H234V64H233V62H232V64H233V67H234V70L236 69V71L234 72V70H233V72H232V75H231V78H233V82L231 81L230 82V80H229V78L230 77H228L227 75H225V74H220L221 75V78H226V76H227V82L228 83H224V81L221 83L220 81H221V78H220V81H219V77H220V75H218V79L216 78V79H214L213 81V83L210 85V87L212 86V88H210V91L211 90H213V91H211V95H210V92H209V95H210V97L211 98H213V95H214V93H215V89H217V88H219V86H220V84H221V86H220V88L219 89H221L223 86H222V84L224 83L225 84V86L226 85H228L229 84V82H230V84H229V86H231L232 85V83H233V87H230V92L231 91H233V90H241V89H243L244 88V86L242 87L241 86V89H240V84L242 83V85H244L245 84V86L247 85V82H252L254 79L256 80V77L255 76H257L256 75V73H257V67L255 66L254 68H253V66H254V64H252V63H255V61L253 62V60H254V58H255V60H256V58H257V54L258 53H260L261 51H263V50H261V48H263V46L264 45H262L263 43H264V38H263V36H262V38L260 37V34L263 32L264 33V31H263V28H264V18L262 19V17H263ZM20 17V18H19ZM21 17H23V19H22V22L23 23H20L19 22V19H21ZM76 17V18H75ZM123 17V18H122ZM14 18H15V22H14ZM8 19H11L10 21L8 20ZM68 19V20H67ZM71 19V20H70ZM133 19V20H132ZM138 19H140V17L138 18ZM4 20V21H3ZM64 20H67L66 22H68L69 21V23H66ZM6 21V22H5ZM11 21H13V23H11ZM30 21V22H29ZM4 22V24H2ZM44 22H45V25H44ZM49 22H50V24H49ZM118 22V24L116 25V23ZM130 22V23H129ZM6 23V24H5ZM10 23H11V27H9V25H10ZM15 23H16V25H15ZM41 23V24H40ZM42 23H43V25H44V27H43V25H42ZM54 23V24H53ZM65 23V24H64ZM115 23V24H114ZM2 24V25H1ZM23 25V26H21V25ZM29 24H30V27H29ZM48 24H49V26H48ZM6 25H8V26H6ZM14 25V26H13ZM18 25H19V27H20V31H18V29H19V27H18ZM26 25V26H25ZM68 25V26H67ZM72 26V30H71V26ZM115 25V26H114ZM127 25H128V28H127V31L125 32L124 31V29L122 28V26H124V28L125 27H127ZM5 26V27H4ZM35 26V27H34ZM42 27V29H41V27ZM52 26V27H51ZM70 26V27H69ZM115 28H114V27ZM117 26H118V28H120V26H121V30L123 29V34H122V31H120V29H118V31H117ZM3 28V30H2V28ZM16 28V30H15V28ZM23 27H25V29L23 28ZM69 28V30L68 29H66V28ZM75 27L77 28V29H75ZM110 27V28H109ZM247 27H249V31L247 30L248 28ZM252 27V29H253V32H252V30L250 31V28ZM30 28H32V30H34V31H32V32H30L31 31V29ZM51 28V29H50ZM5 29V30H4ZM29 29V30H28ZM67 31H66V30ZM105 29V30H104ZM116 29V30H115ZM256 29L259 31H257V33H259V34H257V36H258V38H260V39H257V43H256V41H254L255 43V45H253V46H249V44H253V38H254V40H256V38H257V36L255 35L254 36V32L256 31ZM261 29H262V31H261ZM21 30H23V32L21 31ZM27 30V31H26ZM104 30V31H103ZM108 30V31H107ZM112 30H115L117 33H115V31L113 32L114 33V35H113V33H112ZM255 30V31H254ZM14 31V32H13ZM45 31V32H46ZM69 31L71 32V35H70V33H69ZM77 31H78V33H77ZM110 31V33H111V35L110 34H108V32ZM119 31H120V36L121 37H118V35H119ZM21 32H22V35H21ZM29 32H30V34H31V36H29L30 34H29ZM65 32H66V34H65ZM125 32V33H124ZM17 33V34H16ZM128 33V34H127ZM247 33H249V34H247ZM250 33L252 34L253 33V35H251L253 38L251 39V36H249L250 35ZM262 33V34H263ZM11 34H13V35H11ZM17 36L18 34H19V36H17L18 38L20 37V39H21V37H22V40H19L18 38H16L15 37V35ZM25 34H29V35H27V37H26V35ZM37 34V35H38ZM69 34V36H67V39H66V35H68ZM116 34V35H115ZM118 34V35H117ZM147 34H149V36L147 35ZM3 35V36H2ZM5 35H8V36H5ZM9 35H10V37H9ZM24 35H25V37H26V40H25V37H24ZM264 35V34H263ZM4 36L6 37V39H4ZM11 36L13 37L12 38V43L11 42H9L8 43V41H11L10 40V38H11ZM70 36H73V38L74 39H71L70 38ZM108 36H110V37H108ZM113 36L116 38H113ZM1 37H0V41H1ZM7 37H9V38H7ZM32 37V38H33ZM147 37H148V39H147ZM14 38H16V39H14ZM29 38V39H28ZM70 38V39H69ZM80 38H81V41L84 43V45L82 44V42L80 41ZM83 38V39H82ZM246 38H250L248 41H250V43L247 41V39ZM17 39H18V41H17ZM76 39H77V41H76ZM112 39H113V41H112ZM115 39V40H114ZM117 39H118V42H117ZM123 39V40H124ZM146 39V40H145ZM28 40H30V42H31V44H30V46L32 45V43H33V46L35 45V46H37L38 45V43L39 44H45V42H47L48 44H50V45H47L46 44V47H47V52H48V49H49V51H51V54H50V52L49 53H47V57L48 58H46V60H48V62L49 63H47V61L45 62V66H47V67H45V68H43V69H38V68H34L35 66H32V65H30L29 63L28 64H26V59L25 58H27V55H28V50L26 49V46H27V44L29 45V41ZM69 40H73V42L71 41H69ZM84 40V41H83ZM111 40V41H110ZM121 40V41H120ZM148 40V41H147ZM242 40H244V41H246V42H242ZM261 40V43H259V41ZM13 41H16V42H13ZM20 41V42H19ZM21 41H22V43H21ZM23 41H24V43H23ZM35 43H34V42ZM43 41H45L44 43H42ZM80 42V43H78V45L79 44H81V50H82V52H81V50H80V48L78 47V45L76 44V43H74V42ZM106 41V40H105ZM144 41H146V43L144 42ZM7 42V43H6ZM27 42V43H26ZM109 42H111L110 44H112V46H113V44L115 45V46H113L112 47V49H113V51L114 52H111L112 51V49H111V51H110V48H111V45L109 44ZM247 42H248V44H247ZM6 43V44H5ZM10 43H11V45L12 44H16V43H20V45L22 46V51L20 50L19 51V49H18V52L19 53H21V56L23 57H21L19 54L17 55V62H16V60L14 61V53H15V50H10V47H11V45H10ZM65 45H64V44ZM67 43L70 45L69 47H66V45H67ZM117 45H116V44ZM145 45H143V44ZM242 43L244 44H246V46H243L242 45ZM259 43V45L261 46L262 45V47H259L257 44ZM24 45V48H23V45ZM37 44V45H36ZM63 44V45H62ZM244 44V45H245ZM10 45V46H9ZM20 45H18V48H21V46ZM61 45L62 46H64V47H61ZM77 45V46H76ZM104 45V46H103ZM257 45V46H256ZM16 46H17V44H16ZM32 46V47H33ZM52 46V47H51ZM68 46V45H67ZM109 46H110V48H109ZM122 46H123V44H122ZM145 48H144V47ZM235 46H236V48L238 47L240 50H238L239 52H236V50H235ZM258 47V51L256 50L255 52H253L252 50H254V48L253 47ZM51 48V50H50V48ZM62 49H61V48ZM66 47V48H65ZM78 47V48H77ZM115 47L116 48H118L119 47V49L117 50V49H115ZM242 47H243V49L245 48V51L247 50V49H249L250 48V53H249V56H248V54H247V52L248 51H244L243 49H242ZM6 48V50H5V52L3 53V49H5ZM63 48H64V50H63ZM72 48H74V49H72ZM237 48V49H238ZM260 48V49H259ZM76 49V50H75ZM255 49H257V48H255ZM23 50H24V52L27 54V55H24L25 53H23ZM68 50V51H67ZM72 50V51H71ZM79 50V51H78ZM138 50H139V48H138ZM27 51V52H26ZM76 51L77 52H79V54H77L76 53ZM147 51V50H146ZM243 51H244V53H243ZM64 52V53H63ZM70 52L72 53V55H71V58H70ZM118 52H119V54H118ZM242 52V53H241ZM257 52V53H256ZM66 53H67V55H66ZM115 53H117V54H115ZM145 53V54H144ZM263 53V52H262ZM125 54H126V58H125ZM243 55V57H242V55ZM246 54V55H245ZM49 55V56H48ZM52 55V56H51ZM79 57V55H80V57L79 58H77V56ZM111 55H113V56H111ZM141 56L142 58H139V56ZM239 55L242 57V60H243V58L246 60V57H247V59H249V60H247V64H246V62H245V60H244V62H245V64H246V66L244 65L243 66V62L242 61H238V60H241V58L239 57ZM250 55H251V57H250ZM257 55V56H256ZM19 56H20V58H19ZM64 56H66V59L65 60H62V59H64L65 57ZM114 56H117V58H115ZM134 56H135V58H134ZM136 56H137V59H136ZM64 57V58H63ZM70 59H69V58ZM118 57L119 58H121V60L123 59L124 60V58H125V61L127 60V62H128V65H126V64H123V62H125V61H123L122 60V65H121V60L120 59H118ZM253 57V59L251 60V58ZM262 57H263V55H262ZM111 58H113L112 60H111ZM139 58V59H138ZM240 58V59H239ZM23 59H25V62L23 63ZM115 59H116V62H115ZM118 59V60H117ZM131 59H132V62L131 63H129L130 61H131ZM135 59V60H134ZM238 59V60H237ZM70 60V61H69ZM137 60H139V62L140 63H138V64H136V61ZM263 60H264V57H263ZM13 61V62H12ZM69 61V62H68ZM110 61V62H109ZM112 61L114 62V63H112ZM2 62H3V64H2ZM16 62V63H15ZM62 62V63H61ZM63 62H64V64H63ZM77 62V63H76ZM126 62V63H127ZM133 62L135 63L134 65H133ZM111 63H112V68H111ZM223 63H226V61L225 62H223ZM241 63V64H240ZM14 64V65H13ZM62 64H63V68H62ZM114 64V65H113ZM257 64V63H256ZM16 65V67H17V70H15V71H13V69H11L12 68V66H15ZM66 65V66H65ZM123 65H124V69H125V67H126V69L123 71ZM129 65L131 66L132 65V67H129ZM137 65V66H136ZM249 65V67H250V69L247 67ZM24 66V67H23ZM135 66V67H134ZM138 66H139V69H138ZM141 66V67H140ZM235 66H237V67H235ZM241 66H243L244 67V72H243V70H242V68H241ZM64 68H65V70H64ZM133 68H136V73H135V70L133 69ZM246 68H248V70H249V72H248V70L246 71ZM252 68V69H251ZM24 69V70H23ZM30 69V70H29ZM105 69V70H104ZM112 69V70H111ZM141 69H143V73H142V70ZM254 69V70H253ZM10 70H12L11 72H10ZM42 70H44L43 72H42ZM68 70V69H67ZM256 70V71H255ZM22 71H23V75H22ZM45 71H47V72H45ZM78 71V75L77 74H75L76 72ZM100 71H102V73L100 72ZM106 71H109V72H107L106 73ZM112 71H114V72H112ZM128 71H129V73H128ZM246 71V72H245ZM251 71H252V74L254 73V79H252L251 80V77L250 76H252V74H251ZM255 71V72H254ZM66 72V73H65ZM69 72L70 73H72L71 75L69 74ZM100 72V73H99ZM124 72H125V75H124ZM45 73H46V76H44L45 75ZM103 73H104V75H105V73H106V75H105V77L103 76ZM112 73H113V75H112ZM116 73V74H115ZM142 73V74H141ZM236 73V74H235ZM246 73L248 74H250V76H249V74L247 75V77H246ZM30 74V75H29ZM66 74H68V75H66ZM74 74H75V76L78 78V79H76V77L74 76ZM117 74H118V76H117ZM128 74V75H127ZM144 74V75H143ZM243 74H245V76L243 75ZM21 75H22V78H21ZM142 75V76H141ZM222 75H224V76H222ZM2 76V77H1ZM32 76V77H31ZM68 78H67V77ZM128 76H130V77H128ZM235 76V77H234ZM249 76V77H248ZM252 76V77H253ZM4 77V78H3ZM10 77V78H9ZM46 77V78H45ZM71 77H72V79H71ZM128 77V80L126 79ZM16 79L15 81H14V84L13 83H11V79H12V82H13V80L14 79ZM21 78V79H20ZM230 78V79H231ZM246 78H247V80H246ZM258 78V77H257ZM8 79H9V82H8ZM24 79V80H23ZM28 79V80H27ZM225 79V80H226ZM20 80H21V82H20ZM110 80V79H109ZM216 80L217 81H219V85H218V87H216ZM222 80H224V79H222ZM244 80H245V82H244ZM254 80V81H255ZM5 81V82H4ZM7 81V82H6ZM16 82V83H15ZM20 82V83H19ZM111 82V81H110ZM235 82H236V84L237 85H235ZM8 84V85H7ZM13 84V87L11 86ZM21 84V85H20ZM73 84H76V85H73ZM218 84V83H217ZM78 85V86H77ZM234 85H235V87H237V88H235L234 87ZM18 86L20 87V88H18ZM79 87L78 88V90H77V87ZM214 86L216 87L215 89H213L214 88ZM225 86L223 87V89H224V93L225 92H227V94L225 93H222V97L224 96V95H228L229 94V89H228V91H227V88H226V91H225ZM229 86H228V88H229ZM76 87V88H75ZM227 87V86H226ZM16 88V89H15ZM235 88V89H234ZM120 89V88H119ZM119 89H117L116 91L114 90V88H112V90L111 89H109L110 90V92H109V90H107L104 94H103V96H105L104 97V99H102V107H101V104H100V106H99V108H101V109H99L98 108V112H99V114H100V112H101V114H100V116H99V114L97 115L96 114V116H99V117H97V118H99V119H103L104 118V116H105V118L107 119L108 118V120H110L111 119V117L112 118H115V116L114 115H116L117 116V113H113V112H111V111H115L116 110V108L119 106V105H117V107L115 106V104H118L117 102H118V100H117V98H116V96H113V95H111V97H112V99L113 100H110L111 99V97H110V94L112 93V92H114V95H117L118 93H119ZM222 89V90H223ZM11 90H13V91H11ZM74 90V91H73ZM114 90V91H113ZM222 90H218V93H217V91H216V93H215V95H216V99H214L213 98V100L214 101H212L211 100V98L209 99V103L211 104V102H212V104H213V102L214 103H216V101H217V98H218V102H221V100H223L226 96H224L223 97V99H222V97H221V100H219V96H220V91L222 92ZM112 91V92H111ZM209 91V90H208ZM72 92H73V95H72ZM109 92V93H108ZM138 91H136L135 92V94H134V96L132 95V97H131V99L129 98V100H128V102H129V104L130 103H132V102H130L131 100L133 101V98H134V102H135V100H136V98H137V96L138 95H136V93H137ZM115 93H117V94H115ZM217 94H218V97H217ZM253 93H251V94H248V95H250V98H251V100L248 102L247 101V99H250V98H248V95H246V97L244 96L243 98H244V100L242 99V102H241V107H243L244 106V104H243V101H244V103L246 102V104L248 103V105L246 106L245 105V107H249V104L250 105H252L253 104V100H254V98H255V96H254V94L252 95ZM17 95V96H16ZM56 95V96H55ZM58 95V96H57ZM107 95H109V97H107ZM215 95H214V97H215ZM252 95V96H251ZM3 96V97H2ZM13 96H14V98H13ZM74 96V97H73ZM16 97V98H15ZM55 97H56V99H55ZM114 97H115V104H114ZM252 97H254V98H252ZM3 98V99H2ZM105 98H106V100H105ZM10 99V100H9ZM128 99V98H127ZM245 99H246V101H245ZM16 100H17V102H16ZM20 100V101H19ZM117 100V101H116ZM211 100V101H210ZM216 100V101H215ZM2 101V102H1ZM6 101H7V103H6ZM55 101H57V103L55 102ZM105 101V103H103ZM106 101H108V105H107V102ZM255 101V100H254ZM20 102V103H19ZM112 102V103H111ZM133 102V103H134ZM25 104V105H27V110L26 111H24L23 109H21V107H20V104ZM132 103V104H133ZM19 104V105H18ZM104 104H106L105 105V110H104ZM110 104H111V106H112V109H111V107H110ZM131 104V105H132ZM8 105V104H7ZM40 105V106H39ZM66 105H69V107H68V110L66 111ZM114 105V106H113ZM131 105H129V110H128V114H129V116H128V114H127V117H128V119L129 120H132L133 119V116L136 114L135 112H136V110L135 109H133L132 110V107H133V105L131 106ZM15 106H17V107H15ZM109 106V107H108ZM14 107V108H13ZM113 107L115 108V109H113ZM245 107H244V109H245ZM17 108V109H16ZM110 109V112H111V114H110V112H108V110ZM134 108V107H133ZM54 109V110H53ZM103 109V110H102ZM49 110V113L52 115H56V119H54V121H55V123H54V126H53V130H51L52 131V137H51V139H50V142H47V138L45 137V135L47 134L48 135V131H49V129H48V120L46 121V119H47V116H46V113H47V115H48V111ZM106 110H107V113L105 114V112H106ZM134 112V115H133V113L131 112ZM55 111H56V113H55ZM129 111H130V113L132 114V116H131V114L129 113ZM54 112V113H53ZM83 112V111H82ZM50 114H49V116H50ZM65 114V116H63ZM102 114H103V117L101 118V116H102ZM112 114H113V116H112ZM228 115V114H227ZM226 115V119H228V122H232V124H231V129H232V127H233V129H232V131H233V134H234V127L236 126V124H238V125H242L240 122H241V119L240 118H238L237 116L238 115H235L234 114V116H232L233 118H234V120H237V121H235V123L236 124H233V118L231 117V116H227ZM45 116H46V118H45ZM109 116V117H108ZM131 116V117H130ZM94 117H95V115H94ZM229 117H230V119L232 118V120H230L229 119ZM237 117V119H235ZM110 118V119H109ZM7 119V120H8ZM15 119V120H14ZM50 119H51V116H50ZM49 119V120H50ZM240 121H239V120ZM22 121H23V124H22ZM107 121V120H106ZM105 120H101V122H106ZM108 122V121H107ZM238 122V123H237ZM14 123H18L17 124V126L14 124ZM24 123H25V125L27 124V128H28V124L30 125V127L32 126V124H33V126H32V129L31 130H33L32 132H31V130H29L28 129V131H29V133H30V135H29V133H28V131H27V128H26V130H25V133H24V136H26L27 134V137H26V139H28L27 140V142H26V139H24L25 137L23 136V139L22 140H24L23 142L21 141V142H16L17 141V139H16V137H18L17 135L18 134H20L21 132H22V125L24 126ZM82 123H84L85 124V126H83V124ZM219 124H217V126H218ZM234 125V126H233ZM236 126L235 127V129H236V134L237 135H234V137H233V134H232V136H231V141H232V146L233 145H235V146H237L236 148H238V144H240L242 141H241V138H240V133H239V131L241 130V129H239V128H241V127H239V126ZM21 126V127H20ZM14 127L15 128H17L18 129V132H16V130L14 129ZM33 127H34V129H33ZM219 128H220V125L218 126ZM239 127V128H238ZM19 128H21V131H19L20 129ZM36 128V129H35ZM82 128H85L86 130L85 131H81L80 129H82ZM91 128V127H90ZM215 128L217 129V130H219V132H220V129H218L216 126H215ZM215 128H213V130L214 131H212L213 133L214 132H217V133H219ZM44 129V130H43ZM73 129V131H72V133L71 134H69V132H70V130H72ZM237 129H238V133H237ZM12 130H13V133H12ZM83 130V129H82ZM216 130V131H215ZM14 131H15V133H14ZM26 131H27V133H26ZM212 132H211V136L209 137V138H207L206 137V139H205V141H204V146L206 147V146H209L208 144H210V141H212L213 143H214V141H213V139L215 140V142H216V137H213L212 138ZM5 133V135H6V131L4 132ZM11 133H12V135H11ZM32 133V134H31ZM43 134V135H42ZM45 134V135H44ZM94 134V135H93ZM210 134V133H209ZM13 135H16V136H14L13 137ZM32 135V136H31ZM70 135H71V137H70ZM207 136H208V134H207ZM11 137V138H10ZM29 137V138H28ZM40 137V138H39ZM41 137L43 138V137H45L44 138V140H43V143H42V140H41ZM95 138V142H94V138ZM10 138V139H9ZM90 139V140H87V139ZM116 138L117 137H115V139H113V142H114V145L115 146H117L116 144H119V141H118V139H119V136H118V138H117V140H116ZM211 138H212V140H211ZM240 138V139H239ZM236 141H235V140ZM240 141H239V140ZM14 140V141H13ZM16 140V141H15ZM41 140V141H40ZM83 140H85L84 142H83ZM209 140V141H208ZM13 141V142H12ZM40 141V142H39ZM117 141V143H115ZM208 143H207V142ZM218 142H217V144L216 143H214L216 146H214V144H213V148L215 147V149L216 148H219V146H220V144H222L221 142H222V140H217ZM11 142V143H10ZM16 142V143H15ZM39 143V144H37V143ZM219 142H220V144H219ZM235 142V144H233ZM236 142H239V143H236ZM18 143V144H17ZM24 143V144H23ZM224 143V142H223ZM15 144H17L16 146H15ZM18 145H19V147H18ZM38 145V146H37ZM40 145V146H39ZM53 145V146H52ZM90 145V147H91V143L89 144ZM219 145V146H218ZM47 146V147H46ZM211 147H206V149L209 151V153L210 152H214V150H212V149H209V148H212V145H210ZM218 146V147H217ZM222 146V145H221ZM235 146H234V148H235ZM17 147V149H15ZM36 147V148H35ZM39 147V148H38ZM40 147H41V149H40ZM239 147H240V145H239ZM30 148H31V144H30ZM92 149H93V147H91ZM91 148H89V152H92L91 151ZM36 149V150H35ZM9 150H10V148H9ZM8 150V151H9ZM38 150V151H37ZM40 150V151H39ZM42 150V151H41ZM30 151H31V149H30ZM35 152V153H34ZM39 152H40V154H39ZM9 153H11V154H9ZM36 154V153H38L39 154V156H38V154H37V156H33L34 154ZM229 152H227V154H228ZM80 154V153H79ZM11 155V156H10ZM60 156H61V158H60ZM114 156V155H113ZM113 156H112V158H113ZM34 157V158H33ZM116 157V156H115ZM237 157H239V161H241V162H243V158H241L240 156H236V158ZM5 159V160H6ZM35 161H34V160ZM40 159H41V157H40ZM88 160H90V162L88 163ZM237 160H238V158H237ZM236 160V162H238ZM20 161V160H19ZM23 161V160H22ZM27 160H24V162H26ZM31 161H33V162H35V164H34V166H32L33 165V162L32 163H30ZM91 161H92V163H91ZM15 162V163H14ZM64 163V165H63V163ZM67 162H68V164H67ZM95 162H96V166H95ZM240 162V163H241ZM10 163H14L15 164V166H13V168H7L8 167V165L10 166ZM37 163V164H36ZM59 163V164H58ZM61 163V164H60ZM66 163V164H65ZM79 163H80V165H79ZM88 163V164H87ZM11 164V165H12ZM13 164V165H14ZM84 164V166H83V168H82V170H81V165H83ZM90 164H93V165H90ZM237 164V163H236ZM238 164H239V162H238ZM237 164V165H238ZM6 165V166H5ZM75 165V166H74ZM76 165L78 166V168L76 167ZM90 165V166H89ZM35 166H36V168H35ZM80 166V167H79ZM92 166V167H91ZM33 167V168H32ZM77 168V170H76V168ZM91 167V168H90ZM97 167V168H96ZM35 168V169H34ZM37 168H39V170L37 169ZM73 168H74V171H73V173H72V170H73ZM86 168V169H85ZM95 170H94V169ZM13 169V171H11ZM31 169H33L32 171H31ZM72 169V170H71ZM68 170H69V172H68ZM89 170V171H88ZM32 172V175L33 176H29V174H31V172ZM75 171H76V173H75ZM77 171H79V172H77ZM101 171H102V174H101ZM12 173V175H11V173ZM35 172V173H34ZM59 173L58 175H56V173ZM65 172V173H64ZM90 172H92V173H90ZM98 173V175H97V173ZM106 172V173H105ZM122 172V171H121ZM6 173V174H5ZM15 173H16V175H15ZM80 174V176H78ZM91 174V177L90 176H88V175H90ZM92 174L93 175H95V177H97V179L95 178L94 179V176H92ZM100 174H101V176H100ZM105 174L107 175L106 177L107 178H105ZM121 174H123V173H121ZM12 176L11 177V179L9 178V176ZM14 175V176H13ZM54 175H53V177H54ZM75 175V180L73 179V176ZM81 175H82V177H81ZM57 176V177H56ZM14 177V178H13ZM76 177H77V179H78V177H81V179L79 180L78 179V181H77V179H76ZM100 177H101V179L103 178L104 179V181H103V179L102 180H100ZM12 178L13 179H15V180H17V181H15V180H12ZM88 178L90 179V182L88 183L87 181H89L88 180ZM93 178V179H92ZM4 180V181H5ZM11 182H10V181ZM47 180V179H46ZM93 180L95 181V180H97L96 182H100V181H102V184H101V182L98 184V183H96V182H93ZM73 181V182H72ZM76 181V182H75ZM87 182V183H86ZM103 182L105 183V184H103ZM4 183H6V185H3ZM28 183V184H27ZM94 183H95V187H96V189L94 188ZM98 184V185H97ZM84 185H86L85 187H84ZM13 186V187H12ZM82 186V187H81ZM87 186H89V187H87ZM98 186H99V188H98ZM5 187H7L6 188V190H8L7 192H4V191H6L5 190ZM9 187V188H8ZM72 187V188H71ZM83 187H84V189H83ZM94 189H93V188ZM71 190H70V189ZM102 188V189H101ZM12 189H13V191H12ZM68 189V190H67ZM90 191H89V190ZM82 191V192H79V191ZM84 190V191H83ZM86 190V191H85ZM71 191L73 192V194H74V196L76 197V200L74 199V197H72L71 195H69V194H71ZM95 191V192H94ZM4 192V193H3ZM78 192V193H77ZM93 192V193H92ZM67 193H68V195H67ZM75 193H76V195H75ZM84 193H85V195H84ZM230 193L231 194H229V192L227 193V196L229 195V198H232V199H234V201L233 202H231V200H230V202H229V200L227 199V207L228 208H226V211H225V215L227 214V216L226 217H224V220H225V226H224V228H225V232H226V235H227V237L225 238V236H224V238L222 237V238H220V244L221 245H223L224 246V243H225V245L227 246L228 245V241L229 242H231V240L232 239H234V238H232L233 236L235 237V235H236V229H235V225L233 224L234 222V219H236L237 218V216H238V212L241 210V208H240V204H239V195H238V193L236 192V191H234L233 192V190L232 191H230ZM6 194H8V195H6ZM78 194H79V196H78ZM82 194V195H81ZM6 195V196H5ZM4 197V199H3V197ZM8 196L10 197V198H8ZM69 196V197H68ZM84 196V197H83ZM233 196H236L235 198H233ZM2 197V198H1ZM6 197H7V199H6ZM65 197V198H64ZM82 197H83V199H82ZM68 198V200L67 201H69V199H70V201H72V204H70L72 207H69V208H71V209H69V211H68V215L65 217V220L63 219V218H60L59 217V219L61 220V221H59L58 219H57V221H56V215H57V217H58V215H59V210H58V207L60 208V206L62 205V204H64V202H66V199ZM72 198V199H71ZM77 198H79V200H77ZM228 198V197H227ZM236 198H238V199H236ZM60 201H59V200ZM65 199V200H64ZM83 201H82V200ZM11 200V201H10ZM41 200V202H39ZM63 201V202H62ZM69 201V202H70ZM237 201V202H236ZM4 202V203H3ZM6 202H7V204H6ZM59 202H60V204H59ZM76 202L78 203V204H76ZM10 203V204H9ZM42 203V204H41ZM74 203V204H73ZM83 203V204H82ZM233 203V208L231 207L232 205L231 204ZM3 204V205H2ZM5 204V205H4ZM10 205V208H9V205ZM58 204H59V206H58ZM237 204H238V206H237ZM69 205V206H70ZM229 205H231L230 206V209H229ZM234 205H236V207L234 206ZM3 206V207H2ZM7 206V207H6ZM55 206V207H54ZM79 206V207H78ZM22 207H23V209H22ZM36 207V208H35ZM237 207H239L238 209H237ZM3 208V209H2ZM7 208V209H6ZM9 209H11V210H13L12 211V213L14 212V214H11V212L9 213ZM81 209V210H80ZM234 209V210H233ZM7 210H9V211H7ZM36 210V211H35ZM44 210H45V213H44ZM57 211V213H56V211ZM229 210H230V212H229ZM233 210V211H232ZM237 210H238V212H237ZM23 211H25V212H23ZM39 211V212H38ZM79 211V212H78ZM102 211V210H101ZM27 212V214H24V213H26ZM37 212H38V214H37ZM228 212V213H227ZM22 213H23V217L21 216L22 215ZM36 213V214H35ZM81 213V214H80ZM233 214V215H231V214ZM40 214V215H39ZM54 214H56V215H54ZM98 214H100V213H98ZM229 214L232 216V218L229 216ZM7 215V216H6ZM11 215H12V217H11ZM16 215L18 216V217H16ZM78 215V216H79ZM36 216H37V218H38V220H39V222H38V220L37 219H35L36 218ZM54 216H55V218H54ZM16 217V218H15ZM20 217H22V218H20ZM47 218L49 221H45L46 219L45 218ZM70 217V218H69ZM229 217V218H228ZM14 218H15V220H16V222L18 221V225L20 226V224H21V226L20 227H18V225L17 226H15L14 224H17V223H14L13 224V222H15V220H14ZM25 218V221L23 222V219ZM27 218V219H26ZM33 218H34V220H33ZM41 218V219H40ZM42 218H43V220H42ZM227 218V219H226ZM22 219V220H21ZM45 219V220H44ZM230 219V220H229ZM30 220V221H29ZM101 220H102V222H101ZM228 220V221H227ZM232 220V221H231ZM21 221H22V223H21ZM37 223V225H38V229H37V225H36V227L35 228H33L32 229V227H34L35 225H34V223L35 222ZM43 221H45L44 223H43ZM50 221L52 222V223H50ZM53 221H55V223L53 222ZM63 221V222H62ZM66 221H67V223H66ZM68 221H69V223H68ZM96 221V223H97V221L99 222L100 221V223H98L97 225H98V227L96 226H94L96 223H94ZM229 221H230V223H229ZM33 222V223H32ZM49 222V223H48ZM57 222V223H56ZM60 222V223H59ZM20 223V224H19ZM73 223V224H72ZM77 223H78V225H77ZM91 223V224H90ZM232 223V224H231ZM23 224V225H22ZM28 224H29V227H26V226H28ZM71 224V226H69ZM99 224H100V226H99ZM226 224H227V226H226ZM25 225V230H24V226ZM32 225H34V226H32ZM74 225V226H73ZM47 226H48V228H47ZM54 226V227H53ZM66 226H65V229H66ZM79 228V229H77V227ZM94 226V227H93ZM228 226H230V228L228 227ZM15 227H16V229H15ZM45 227H46V229H45ZM80 227L81 228H83V230L84 231H82V229H80ZM227 227V228H226ZM231 227H233V228H231ZM29 228V229H28ZM42 228H44V229H42ZM73 228V229H72ZM76 228V229H75ZM94 228V229H93ZM95 228L98 230H95ZM32 229V230H31ZM75 229V230H74ZM227 229V230H226ZM74 231V233H73V231ZM77 230V231H76ZM92 230H91V232H92ZM229 230H231L230 232H229ZM18 231V232H17ZM63 231V230H62ZM14 232V233H13ZM77 232V233H76ZM229 232V233H228ZM10 233V234H9ZM12 233V234H11ZM16 233H19V234H17V235H19V237H17L19 240H20V236H21V242L18 240V239H16V235H14V234H16ZM22 233V234H21ZM231 233V235H229ZM8 234H9V236H8ZM262 234H264V231H263V233L261 232V235H260V232L259 233H257L255 236H254V238H256V240L258 241V238H259V236H261L259 239V242H261V240L262 239H264L263 237V235ZM11 235H13L12 236V238H11ZM258 235V236H257ZM6 236V238L4 239V237ZM8 236V237H7ZM72 236V235H71ZM231 236V237H230ZM14 237H15V239L18 241H15L14 242ZM73 238V237H72ZM228 238V239H227ZM223 239V240H222ZM255 240V241H256ZM227 241V242H226ZM256 241V242H257ZM263 241V240H262ZM258 242V243H259ZM69 243V242H68ZM223 243V244H222ZM17 245V247H16V245ZM6 246V247H5ZM68 246V245H67ZM69 246H70V244H69ZM68 246V249H67V251L69 252V247ZM15 247V248H14ZM94 247V246H93ZM92 247V251L93 250H95V247L93 248ZM225 247V246H224ZM24 248V250H26L27 251V248H26V246H24L23 247ZM90 249H91V246L89 247ZM226 249H227V247H225ZM257 248V249H256ZM260 247H258V244H257V246L255 247V252H253L254 250H252L251 249V251H250V253H251V255H249V263L248 264H256L257 262H260V259H262V262H260V264H264V261H263V259H264V249H261V251H259L258 252V250H260L259 249ZM16 249V250H15ZM90 249H88L86 252H84V255L87 257V260H86V264H93L92 262V260H91V256L93 255V252H89V250ZM228 250H230V249H227V251ZM17 251V252H16ZM66 251V252H67ZM229 252V251H228ZM257 252H258V254H257ZM24 253V254H23ZM82 253V252H81ZM30 254V255H29ZM67 254V253H66ZM253 254H255V256L253 255ZM257 254V255H256ZM31 255H32V257H31ZM253 255V256H252ZM22 256V257H21ZM24 256V257H23ZM28 256V257H27ZM94 257V256H93ZM259 259H258V258ZM22 258V259H21ZM25 258V259H24ZM32 258V259H31ZM14 259V260H13ZM34 259V260H33ZM91 261H90V260ZM219 259V258H218ZM220 260V259H219ZM218 260V261H219ZM22 261V262H21ZM42 261V260H41ZM33 262V263H32ZM90 262V263H89ZM43 263V262H42ZM39 264V263H38ZM259 264V263H258Z\"/></svg>",
  "mask_w": 264,
  "mask_h": 264
}]
</instances>
